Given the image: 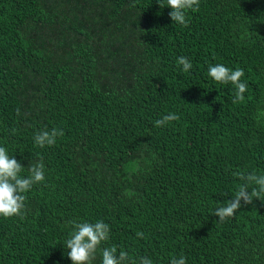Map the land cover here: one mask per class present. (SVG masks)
Wrapping results in <instances>:
<instances>
[{
  "label": "trees",
  "instance_id": "16d2710c",
  "mask_svg": "<svg viewBox=\"0 0 264 264\" xmlns=\"http://www.w3.org/2000/svg\"><path fill=\"white\" fill-rule=\"evenodd\" d=\"M165 6L0 0V147L45 174L21 216H0V264H72L73 223L97 221L109 239L90 264L112 246L120 264H264V193L214 215L264 178V0H199L186 27ZM216 64L244 70L242 101Z\"/></svg>",
  "mask_w": 264,
  "mask_h": 264
},
{
  "label": "clouds",
  "instance_id": "9594fccd",
  "mask_svg": "<svg viewBox=\"0 0 264 264\" xmlns=\"http://www.w3.org/2000/svg\"><path fill=\"white\" fill-rule=\"evenodd\" d=\"M171 9L168 13L172 22L182 26H187L186 13L187 11H197L199 8V0H166V6ZM178 64L183 66V71L188 72L192 68V63L185 57L178 58ZM208 75L217 83H231L236 88V97L233 103L242 101L244 93L247 90V84L241 81L245 75L244 70L236 68L232 70L222 64L210 65ZM179 116L170 113L162 119L155 121L156 126H163L170 121L178 120ZM64 132L62 129L52 128L50 131L41 130L34 134V143L44 148L53 146L57 142L58 137H62ZM24 169L21 163L14 156H10L4 147H0V216L12 217L21 216L25 207L26 193L29 192L34 184L44 181V165L38 163L29 168V175L22 176ZM251 178V177H250ZM258 183L261 185L260 191L253 189L249 194L243 186H239L233 200L227 202L225 206L219 207L214 215L219 217V221H224L228 217L234 215L235 210L240 208V200L245 203H250L253 197L261 198L264 193V178H261ZM142 233H137V236L142 237ZM109 239V225L103 221L96 223L81 222L73 223V231L70 238L65 241L67 258L72 261V264H90L95 259L97 248L103 241ZM102 264H120V260L114 258L116 246L103 248ZM120 258H129V254L125 251H120ZM134 264V261H130ZM140 264H152L150 259L145 257L140 258ZM170 264H186V259L181 256L179 259L172 258Z\"/></svg>",
  "mask_w": 264,
  "mask_h": 264
}]
</instances>
